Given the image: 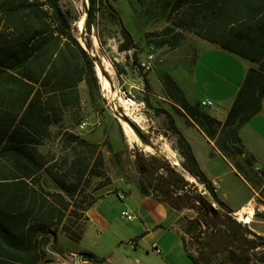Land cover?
<instances>
[{"label":"trees","instance_id":"16d2710c","mask_svg":"<svg viewBox=\"0 0 264 264\" xmlns=\"http://www.w3.org/2000/svg\"><path fill=\"white\" fill-rule=\"evenodd\" d=\"M114 1L89 0V32L100 10L109 9L113 17H119ZM61 2L0 0V264L51 262L50 247L59 234L81 240L86 213L98 197L89 191L93 179H103L96 192L125 177L113 176L102 144L76 129L87 120L86 107L100 114L105 103L95 58L74 32L77 16ZM165 4L172 23L166 31L181 29L175 37L188 31L258 64L247 71L225 121L200 110L193 116L209 136L219 129L225 132L233 155H243L238 131L261 111L264 97V0H165ZM120 32V51L134 48L128 29L121 25ZM87 46H91L88 38ZM83 82L85 102L80 90ZM171 130L185 157V168L229 216L232 210L217 196L187 139L172 122ZM244 158L253 164L251 156ZM139 187L151 193L145 183ZM198 198L206 204L203 196ZM232 222L223 220L225 229L202 242L198 256L189 254L195 264H264V249L256 259L249 256L250 249L264 246L256 240L264 241V236Z\"/></svg>","mask_w":264,"mask_h":264},{"label":"rangeland","instance_id":"374dc122","mask_svg":"<svg viewBox=\"0 0 264 264\" xmlns=\"http://www.w3.org/2000/svg\"><path fill=\"white\" fill-rule=\"evenodd\" d=\"M81 2L82 0H62L61 3L65 10H69L79 19L80 14L83 13L79 12ZM112 4L114 10L119 12L118 18L113 17L109 9H102L91 31L89 32L86 28L83 38L82 33L78 32L75 26L77 20L73 22L74 32L86 45L87 38L90 40L91 46L88 49L95 55L96 72L99 68L101 75L109 81L113 90L118 91L119 97H130L136 101L135 112L145 118L144 123L140 125L124 115V109L120 106L118 98L108 96L97 72L105 111L92 117L91 120H100L101 124L96 128H79L77 131L92 142L100 140L99 143L102 144L109 160L113 176L124 174V179L127 181L145 183L156 198L163 202L167 201L168 203H164L169 206L170 204L177 206V214L180 217L188 216L191 221L198 219L204 221L201 236L195 232L189 234L188 244L194 252L199 254L203 248L202 242H205L212 234H216L217 230L225 229L223 220L230 225H234L232 220L241 223L243 227H246V224L237 220L233 213L227 216V213L214 200L212 193L185 168V157L180 151L176 134L170 129L169 118L163 112L162 99L153 94L179 95L181 91L195 103L209 98L213 101V106L199 105V107L213 113L214 108L221 104L218 99L223 94H235L238 91L237 85L245 67V61L231 54L227 55L228 59L204 57L200 60V57H197L200 53L197 43L199 37L188 31H182L181 36L175 37L176 32L181 31L177 28L166 31L172 23L168 18L165 0H142L141 2L117 0ZM82 10L87 13L89 7L85 6ZM121 25L128 29L135 42V47L127 51L119 49V44L123 40L120 32ZM98 36L105 42L104 44H101ZM164 39L168 41L160 43ZM150 55H153V59L149 61L150 69L139 68L140 63L147 61ZM196 57L199 69L194 74L191 69L195 65ZM104 58L110 66L104 63ZM221 105L225 106L223 103ZM121 120L129 125L135 124L141 130L144 140L137 136L142 146L129 143ZM256 120L252 122L261 124L262 129L258 130V138L261 139L264 136V115ZM196 136L201 142L196 144L200 162L206 166L209 160L218 157L212 155V146L200 132L196 131ZM249 138L254 139L255 134H250ZM115 152H120V157L115 156ZM101 180L103 179L94 178L90 185L89 191L95 196L106 190L103 188L95 192L94 188ZM202 189L206 193H203ZM169 192H172V195ZM198 195L203 196L206 204L198 198ZM115 196L116 194L112 193L107 199L114 220L113 229L105 232L100 242L83 243L94 245L102 255H110L116 251L128 255L132 251L130 245L134 238V231L130 227L132 222L122 217L123 206L120 204L123 205L124 202ZM207 197H211L215 210L211 209ZM133 200L130 197L128 203L132 205ZM125 209L133 211L130 207ZM199 237L203 238L202 241L197 240ZM63 240L64 237L58 240V246L62 249L70 247ZM256 240L264 242L260 238ZM56 246L54 244L52 249L57 248ZM263 249L264 246L250 249L249 256L256 259Z\"/></svg>","mask_w":264,"mask_h":264},{"label":"crops","instance_id":"0c3cea01","mask_svg":"<svg viewBox=\"0 0 264 264\" xmlns=\"http://www.w3.org/2000/svg\"><path fill=\"white\" fill-rule=\"evenodd\" d=\"M197 43L200 49L197 57H200V60H203L204 57H219L218 60H222V58L228 59V54L235 55L216 43L200 38ZM197 57L194 60L195 65L191 69L194 74L199 69ZM239 58L245 61V67L239 77L238 90L247 71L252 67H258L257 63L242 57ZM130 83L133 86V83ZM80 90L83 102H85L87 92L84 82L80 84ZM237 93L238 91L235 94H223L218 100L225 106L220 104L214 108L213 113L201 109L199 101L195 103L181 91L179 95L168 93L153 95L162 99L163 112L169 118L170 129L172 122L187 139L201 169L212 182L217 196L232 210L233 214L243 212L250 215L248 212L253 209V213L250 215L251 221L246 223V227L254 234L264 236V136L261 139L258 138V130H261L262 126L259 122H252L264 115V97L261 111L242 125L238 131V136L241 139L239 145L244 151L241 156H234L230 151L231 141L225 132H221L219 129L215 136L211 137L196 123L193 117L195 111L200 110L222 122L225 121ZM86 111L89 115L84 122L88 124L96 122L91 119L99 113H94L89 107H86ZM76 129L78 130L79 126ZM196 131L200 132L212 146V155L218 157L209 160L206 166L200 162L196 144L201 142L197 140ZM252 133L255 134L254 139L249 138ZM93 141L100 142L99 139ZM245 154L252 157L253 164L246 163ZM112 193H115V197L124 202L123 205L120 204L123 206V210L125 207H130L133 210L134 219L130 221L132 222L130 227L134 231V238L130 242L132 251L128 255L121 254L119 251L110 255H102L94 245L83 244L91 241L100 242L102 235L113 229L114 220L111 215V207L107 202ZM118 193L124 194L125 198L120 199ZM130 197L134 199L132 205L128 203ZM86 215L88 219L81 240L75 242L65 235L59 234L55 242L57 248L50 247L52 261L46 264H195L189 254L199 255L188 244L189 234L181 228L180 219L182 217L177 214V210L156 198L152 193L142 192L139 183L127 181L123 177L114 179L112 184L98 195L96 202ZM249 236L253 237V235ZM61 237H64L63 241L70 247L62 249L58 246L57 243ZM154 244L162 250L161 253L155 251ZM83 253H90L93 257ZM94 258L99 261H95Z\"/></svg>","mask_w":264,"mask_h":264},{"label":"bare ground","instance_id":"6f19581e","mask_svg":"<svg viewBox=\"0 0 264 264\" xmlns=\"http://www.w3.org/2000/svg\"><path fill=\"white\" fill-rule=\"evenodd\" d=\"M86 3H87V0H82V2L79 4V12H83V13L80 14L79 19H77V21H75V26L77 27V30L80 33H82L84 26H85L86 13L82 9H83V7L86 6ZM82 43L85 44L83 41H82ZM95 44H96V42H95ZM103 60H104V63L106 65L110 66V63L105 58ZM97 70H98L97 72H98V75L100 77L102 87L109 94L108 96H111L113 98L117 97L118 102L120 103V106L124 109V115H127L132 120H134L137 123H139L140 125H142L144 123L143 120L145 118H143L142 115L136 114V112H135L136 104H137L136 101L130 97H119L117 94L118 91L117 92L114 91L113 87L110 85L109 81L101 75L100 69L97 68ZM116 106H118L117 103H116ZM121 125H122L123 131H124L128 141H129V143H137V144L141 145V142H140L137 134L135 133V131L132 129V127L126 121H123V120H121ZM146 147H147V149H150L149 146H146ZM191 179L195 180L194 178H191ZM248 213H250V215H251L253 213V209H250ZM234 215L236 216L237 220H239L245 224L251 221V217L249 214H245L243 212H238V213H234Z\"/></svg>","mask_w":264,"mask_h":264},{"label":"built area","instance_id":"2783aa9c","mask_svg":"<svg viewBox=\"0 0 264 264\" xmlns=\"http://www.w3.org/2000/svg\"><path fill=\"white\" fill-rule=\"evenodd\" d=\"M151 59H153V55H150V56L148 57V60H147V61H143V62H141L139 68H141V69H150V63H149V61H150ZM213 104H214L213 101L210 100V99H204V100H201V101H200V105H201L202 107L213 106ZM100 124H101L100 121H96V122H94V123H92V124H88V123H86V122H83V123L80 124L79 128H80V129H87V128H89V127L96 128V127H98ZM118 197H119L120 199H124V198H125L124 194H122V193H118ZM121 215H122V217L126 218V219L129 220V221H132V220L134 219V214H133V212H132L131 210H128V209L123 210L122 213H121ZM154 246H155V251H156L157 253H161V252H162V250H161L160 248H158L155 244H154Z\"/></svg>","mask_w":264,"mask_h":264},{"label":"water","instance_id":"95a60500","mask_svg":"<svg viewBox=\"0 0 264 264\" xmlns=\"http://www.w3.org/2000/svg\"><path fill=\"white\" fill-rule=\"evenodd\" d=\"M86 7L88 8L89 7V0H87V3H86ZM87 16H88V12L86 13V18H85V24H86V19H87ZM85 30H86V27L84 26V29L82 31V38H83V35H85ZM82 45L89 51L88 49V46L86 44H83ZM90 52V51H89ZM91 54V53H90ZM93 57H95L94 54H91ZM130 126L133 128V130L136 132V134L142 139L144 140V135L142 134L141 130H139V128L135 125V124H130ZM202 192L203 193H206V191L204 189H202ZM207 200L208 202L210 203V207L212 210H215V207L212 203V199L211 197H207ZM180 225H181V228L183 230H186L188 234H191L195 231H197L199 228H200V225L199 224H196V223H193L191 221V219L188 217V216H183L181 219H180ZM201 235V234H200Z\"/></svg>","mask_w":264,"mask_h":264},{"label":"flooded vegetation","instance_id":"af4514ba","mask_svg":"<svg viewBox=\"0 0 264 264\" xmlns=\"http://www.w3.org/2000/svg\"><path fill=\"white\" fill-rule=\"evenodd\" d=\"M192 222L200 225V228L197 231H195V233H197V235L201 236L203 233L202 229H204V221L202 219H198V220L192 221Z\"/></svg>","mask_w":264,"mask_h":264}]
</instances>
